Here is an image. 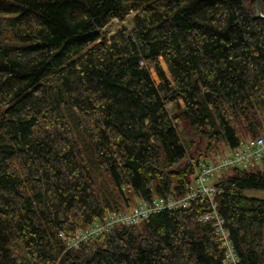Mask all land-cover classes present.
<instances>
[{
    "label": "trees",
    "instance_id": "trees-1",
    "mask_svg": "<svg viewBox=\"0 0 264 264\" xmlns=\"http://www.w3.org/2000/svg\"><path fill=\"white\" fill-rule=\"evenodd\" d=\"M255 12V0H0V264H228L198 220L200 194L77 247L60 233L132 197H181L219 143L264 132ZM179 126L206 139L187 163ZM217 187L238 264H264V199L246 194L264 190V165L233 168Z\"/></svg>",
    "mask_w": 264,
    "mask_h": 264
},
{
    "label": "built area",
    "instance_id": "built-area-1",
    "mask_svg": "<svg viewBox=\"0 0 264 264\" xmlns=\"http://www.w3.org/2000/svg\"><path fill=\"white\" fill-rule=\"evenodd\" d=\"M231 153L216 158L215 160H200L194 166L189 176L186 192L178 198H153L150 202L138 199L132 208L122 211H108L100 223H93L88 229H77L73 236L69 237L60 233V236L71 247H77L79 242L86 238L94 237L113 225L133 224L146 219L150 214L163 209H177L188 207L197 195L208 199V210L203 212L198 220L210 222L215 233L226 247L225 262L238 264L236 255L232 251L228 235L223 225V219L218 215L214 198L221 191L217 183L222 174L228 173L233 168L252 169L258 163L257 160L264 159V133L241 142L235 148L229 150ZM209 183V184H208Z\"/></svg>",
    "mask_w": 264,
    "mask_h": 264
},
{
    "label": "rangeland",
    "instance_id": "rangeland-1",
    "mask_svg": "<svg viewBox=\"0 0 264 264\" xmlns=\"http://www.w3.org/2000/svg\"><path fill=\"white\" fill-rule=\"evenodd\" d=\"M118 28H119V25L116 24V22L112 26L109 27V29L111 31H114V30H116ZM161 65H162L163 69L167 73V68H166V65L164 64L163 61H161ZM151 76H152V78L154 80H157V77H156L155 73L153 72V70H151ZM178 130L180 132V135H181L183 141L185 143H190V145H191V147L189 148L188 153H187V158L185 159L186 163L189 160H193L192 157L195 158V157L200 156L201 154H204V148H205V144H206V139L205 138H202V137H199V136L195 135L192 132V130L187 129V127H180L179 126ZM241 133H242L241 134V142H244V141L246 142L247 140H249V138L252 137L250 134H246L244 132H241ZM261 133L263 134L264 132H261ZM230 153L231 152L225 146V144L221 142V143L218 144L216 152H214V154L212 155V159L215 160L218 157L225 156V155L230 154ZM263 160L262 159L261 160H257L258 163L256 164L255 167H258L259 169H262L263 165H264V161ZM246 194L248 196L264 199V190H251V191H247ZM136 200H138V199H135L134 197H132V201H131L132 205H131L130 208L135 206L134 203H135Z\"/></svg>",
    "mask_w": 264,
    "mask_h": 264
},
{
    "label": "water",
    "instance_id": "water-1",
    "mask_svg": "<svg viewBox=\"0 0 264 264\" xmlns=\"http://www.w3.org/2000/svg\"><path fill=\"white\" fill-rule=\"evenodd\" d=\"M255 1H256V12H255V14H256L257 16L264 17V16L261 15L260 12H259V0H255ZM206 100H209V96H208V95H206Z\"/></svg>",
    "mask_w": 264,
    "mask_h": 264
}]
</instances>
